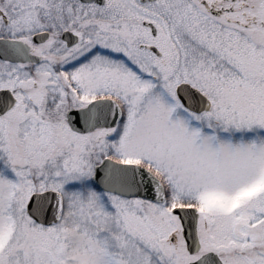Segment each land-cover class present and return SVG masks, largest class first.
I'll list each match as a JSON object with an SVG mask.
<instances>
[{
	"label": "snow or ice",
	"instance_id": "1",
	"mask_svg": "<svg viewBox=\"0 0 264 264\" xmlns=\"http://www.w3.org/2000/svg\"><path fill=\"white\" fill-rule=\"evenodd\" d=\"M0 264H264V0H0Z\"/></svg>",
	"mask_w": 264,
	"mask_h": 264
}]
</instances>
